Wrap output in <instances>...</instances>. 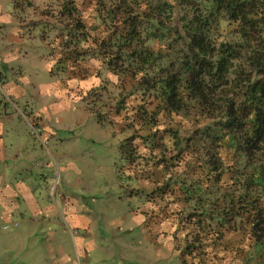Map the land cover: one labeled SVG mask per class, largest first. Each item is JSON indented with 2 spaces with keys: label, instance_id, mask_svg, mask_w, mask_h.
<instances>
[{
  "label": "rangeland",
  "instance_id": "obj_1",
  "mask_svg": "<svg viewBox=\"0 0 264 264\" xmlns=\"http://www.w3.org/2000/svg\"><path fill=\"white\" fill-rule=\"evenodd\" d=\"M56 2L0 0V190H11L0 193V264H264L241 227L182 254L180 224L199 220L181 189L211 185L208 157L231 164L234 150L206 140L200 111L166 110L95 57L51 78ZM93 8L81 6L89 34H105L90 29ZM213 28L236 38L223 20Z\"/></svg>",
  "mask_w": 264,
  "mask_h": 264
},
{
  "label": "trees",
  "instance_id": "obj_2",
  "mask_svg": "<svg viewBox=\"0 0 264 264\" xmlns=\"http://www.w3.org/2000/svg\"><path fill=\"white\" fill-rule=\"evenodd\" d=\"M85 2L94 5L90 29L102 27L105 34H89ZM55 6L48 17L57 31L47 43L55 60L48 67L51 78L95 57L136 81L142 96L159 100L166 110L200 111L211 119L206 140L225 139L233 148L231 164L215 153L208 157L211 185L181 189L195 200L199 220L193 230L190 220L181 222L188 229L182 254L193 255L240 227L264 254V0H57ZM220 20L233 25L235 40H219L213 25ZM224 173L230 175L225 186Z\"/></svg>",
  "mask_w": 264,
  "mask_h": 264
},
{
  "label": "crops",
  "instance_id": "obj_3",
  "mask_svg": "<svg viewBox=\"0 0 264 264\" xmlns=\"http://www.w3.org/2000/svg\"><path fill=\"white\" fill-rule=\"evenodd\" d=\"M1 152H2V143H1V141H0V154H1ZM22 190L24 191H21L22 192V195L24 196V199L23 200H26L27 201V203L26 204H24V205H22V206H29V207H32L33 205H35L36 203H34V199H33V197L31 196V194L29 195V194H27V190L26 189H24V188H22ZM3 191H8V192H11V190L10 189H7L6 188V190H5V187H2L1 188V190H0V193L1 192H3ZM3 194V193H2ZM7 194H9V193H7ZM14 194H15V192L13 193V196H14ZM17 194L19 195V192H17ZM18 203H20V202H18ZM18 207V206H17ZM69 219L71 218L70 216L68 217Z\"/></svg>",
  "mask_w": 264,
  "mask_h": 264
}]
</instances>
